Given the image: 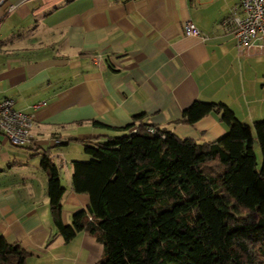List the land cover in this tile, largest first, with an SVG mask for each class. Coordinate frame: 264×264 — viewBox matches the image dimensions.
Here are the masks:
<instances>
[{
    "label": "crops",
    "instance_id": "obj_1",
    "mask_svg": "<svg viewBox=\"0 0 264 264\" xmlns=\"http://www.w3.org/2000/svg\"><path fill=\"white\" fill-rule=\"evenodd\" d=\"M230 1L3 2L0 99L13 100L21 112L43 103L31 143L17 155L20 163L34 156L35 171L0 184V237L26 251L27 264H100L103 257L102 245L88 233L64 242L57 231L41 168L45 156L58 167L60 182L65 170L61 221L69 225L89 204L88 196L72 190V162L82 159L84 144L124 135L135 115L197 143L214 141L226 129L214 114L192 125L181 122L195 101L225 104L248 125L264 119V50L236 49L222 25L234 7ZM9 4L16 8L4 15ZM186 21L204 39L185 37ZM6 143L1 140L0 163L9 167Z\"/></svg>",
    "mask_w": 264,
    "mask_h": 264
},
{
    "label": "trees",
    "instance_id": "obj_2",
    "mask_svg": "<svg viewBox=\"0 0 264 264\" xmlns=\"http://www.w3.org/2000/svg\"><path fill=\"white\" fill-rule=\"evenodd\" d=\"M210 114L226 129L211 142L180 138L137 114L124 135L84 144L88 159L72 162L71 187L89 204L69 225L59 169L45 156L50 213L64 242L93 236L100 264H264V119L248 125L225 104L195 101L180 121ZM27 258L0 237V264Z\"/></svg>",
    "mask_w": 264,
    "mask_h": 264
},
{
    "label": "built area",
    "instance_id": "obj_3",
    "mask_svg": "<svg viewBox=\"0 0 264 264\" xmlns=\"http://www.w3.org/2000/svg\"><path fill=\"white\" fill-rule=\"evenodd\" d=\"M5 0L0 1V6ZM222 25L229 31L238 51L259 46L264 50V0H235ZM16 6L9 4L5 10L7 15ZM2 18H0L1 23ZM185 37L204 39L201 32L191 21L183 24ZM97 59V58H96ZM43 103L32 105L30 112L15 109L11 99H0V146L4 140L14 147H26L31 143V131L37 111Z\"/></svg>",
    "mask_w": 264,
    "mask_h": 264
},
{
    "label": "rangeland",
    "instance_id": "obj_4",
    "mask_svg": "<svg viewBox=\"0 0 264 264\" xmlns=\"http://www.w3.org/2000/svg\"><path fill=\"white\" fill-rule=\"evenodd\" d=\"M237 4V1L235 0H231L228 5H229V8H232L233 6H235ZM262 120V119H261ZM5 151L7 152H10L11 154V161H10V166L8 167V164L5 163H0L2 164V166H4V169H5V174H0V184H10V185H13L15 184L16 182H18V177L24 172V170H33V166H34V159H32V155L30 154H26L28 155V158L26 159L25 158V161L24 163H20L18 160V156L20 153H25L26 152V149H24V147H14L12 145H10V143H6L5 147L3 148ZM255 151H256V155H257V165L258 167H260L261 165V154H260V151L258 149V146L257 144L255 145ZM82 152H83V148H82ZM25 155V154H24ZM25 155V156H26ZM82 158L81 160H87L88 158L86 156H84L83 154L81 155ZM16 158V162L17 164L13 165L12 163V158ZM27 157V156H26ZM76 158H79L76 157ZM21 160V159H20ZM27 162V163H26ZM12 166V167H11ZM12 169V170H9ZM35 171V169L33 170ZM65 170H63L62 172V175H61V182H62V185L65 184ZM37 182H39V174H38V180Z\"/></svg>",
    "mask_w": 264,
    "mask_h": 264
}]
</instances>
